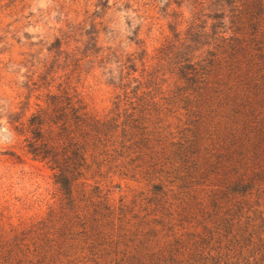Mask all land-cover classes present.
Returning a JSON list of instances; mask_svg holds the SVG:
<instances>
[{"label": "trees", "instance_id": "obj_1", "mask_svg": "<svg viewBox=\"0 0 264 264\" xmlns=\"http://www.w3.org/2000/svg\"><path fill=\"white\" fill-rule=\"evenodd\" d=\"M188 7L153 57L103 47L95 27L61 50L67 68H104L116 95L101 113L49 90L16 124L58 199L19 224L0 207V264H264V0ZM122 181L134 194L115 202Z\"/></svg>", "mask_w": 264, "mask_h": 264}, {"label": "rangeland", "instance_id": "obj_2", "mask_svg": "<svg viewBox=\"0 0 264 264\" xmlns=\"http://www.w3.org/2000/svg\"><path fill=\"white\" fill-rule=\"evenodd\" d=\"M190 1L0 0V207L10 208L14 223L45 216L58 199L52 171L24 153V137L17 133L16 124L44 104L49 90L75 89L91 109L101 113L116 95L104 68L97 64L81 72L74 66L67 68L66 53L61 50L83 48L92 35L87 31L95 27L103 47L129 53L144 48L153 57L172 35V15L191 16ZM178 28L184 29L185 24ZM68 29L75 32L69 46L49 50ZM10 152L22 154L23 160ZM133 194L122 181V188L113 189L112 198L115 202L121 197L131 200Z\"/></svg>", "mask_w": 264, "mask_h": 264}]
</instances>
